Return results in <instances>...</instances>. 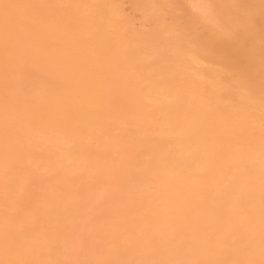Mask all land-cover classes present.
<instances>
[{
    "label": "bare ground",
    "instance_id": "obj_1",
    "mask_svg": "<svg viewBox=\"0 0 264 264\" xmlns=\"http://www.w3.org/2000/svg\"><path fill=\"white\" fill-rule=\"evenodd\" d=\"M0 264H264V0H0Z\"/></svg>",
    "mask_w": 264,
    "mask_h": 264
}]
</instances>
